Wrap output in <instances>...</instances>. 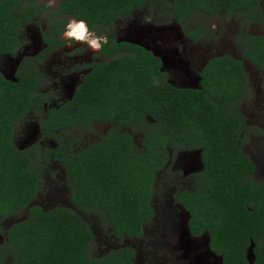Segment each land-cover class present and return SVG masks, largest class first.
Segmentation results:
<instances>
[{"label": "trees", "instance_id": "16d2710c", "mask_svg": "<svg viewBox=\"0 0 264 264\" xmlns=\"http://www.w3.org/2000/svg\"><path fill=\"white\" fill-rule=\"evenodd\" d=\"M145 1L56 0L49 25L40 32L45 49L61 42L52 31L66 23L63 15L97 29ZM169 6L176 18L224 9L264 24L257 0H172ZM44 10L39 0H0V55L19 47L22 24ZM122 47L133 54L92 63L70 98L45 111L41 107L47 93L36 90L35 69L21 60L13 79L0 73V218L26 210L5 230L0 264L5 255L16 264H132L133 251L124 245L90 256L93 235L75 210L29 203L40 179L33 165L36 150L11 143L13 124L28 112L38 113L40 132L53 137L55 130L90 119L144 124L139 149L129 134L109 129L79 150L52 152L65 162L74 208L94 210L117 236L139 235L140 223L152 215L150 196L158 189L154 171L165 163V145L200 149L202 165L191 187L174 194L187 212L189 234L206 236L221 264H264V180L249 178L252 162L239 153L238 134L245 127L239 105L246 92L240 61L225 54L211 57L199 71L198 86L176 87L164 78L158 58L141 46L106 38L98 54L110 56ZM240 47L264 72V35L244 34ZM250 242L252 258L247 259Z\"/></svg>", "mask_w": 264, "mask_h": 264}, {"label": "flooded vegetation", "instance_id": "af4514ba", "mask_svg": "<svg viewBox=\"0 0 264 264\" xmlns=\"http://www.w3.org/2000/svg\"><path fill=\"white\" fill-rule=\"evenodd\" d=\"M155 1L157 0H146L140 6L133 8L128 14H124L119 17H116L112 19L110 23L103 24L99 26L97 29H90L85 25V23H83L85 25V31L83 34H85V32L88 31L89 40L86 39L84 35L82 41L77 38H67L64 34L66 31L69 30L64 28V25L66 24L65 23L61 29H58L56 27L55 30L52 31V34L56 35L57 39L61 42L46 50L45 49L46 44L40 36V32L43 30L37 31L38 39L41 43V46L37 49H35L33 46L28 47L29 50H27V52L26 51L22 52L21 50L22 54H20V57L18 56L19 58H18V62L16 63L15 69L17 68L19 62L21 60H24V64L26 65L27 68L36 70L39 77L36 90L39 92L47 93L46 99L42 104L41 111H45V109L49 107L57 108L59 104L69 99L74 86L78 82H80L82 76L89 70L90 65L92 63L102 62L109 57L119 56L121 54H133L132 49L124 48V47L120 48L119 50L113 51L110 56L98 54V50L101 46V43L104 42L106 38H111L116 42L125 41L128 43L135 44L137 46H141L143 49L150 52L153 56H156L159 60L158 68L161 71H163L164 78L166 79L167 82H169L170 84L176 87H180V86L193 87L197 85L196 78H198L199 81V71L201 70L202 66L206 63V61L211 57L225 54L235 59H238L241 63V60L237 56L222 51L216 52V50H211L212 52L210 55L203 57L204 55L202 54L201 51L193 50L195 44L199 43L200 41H203L207 37H210L209 35L210 33L206 32V29L203 25L204 23L200 21H197L184 29H176V30L159 29V27L155 26L153 23V21H157L155 9H154ZM171 1L172 0H169L168 2L165 1V5L168 8L166 16L172 22L180 26V23L186 21L189 15L194 12L176 18L172 14L171 8L169 6V3H171ZM257 5L259 7V11L262 14H264V4L261 3V0H257ZM143 8H144V12H142L141 15L135 16L133 14L134 11H138L139 9L142 10ZM195 12L201 13L199 11H195ZM217 12H223L226 16L234 15L236 17H239L243 25H248V26L257 25L258 27L264 28V24L260 23L257 20L245 21L244 17L241 14H237L235 10H233L230 13H227L226 10L219 9L215 13H212L210 15H206L204 13L201 14L204 17L208 18L214 16ZM63 16L65 18V16L67 15H63ZM115 19L118 20L122 19L123 23L125 22V24H123V27L120 28V32H121L120 36L117 34H114L113 36L110 33V26L113 25ZM73 31L79 32V30H73ZM186 31L190 32V34L187 35ZM194 34L195 35L197 34V36H195ZM244 34L264 35L263 33L243 32L238 37L240 46H241V38ZM215 36L216 35H214V37ZM20 46L21 44L13 52L14 55L19 54ZM54 52H57L56 57L58 60H56V63L58 64V70L53 71L51 77L52 78L56 77L58 79L56 81L49 79L50 80L49 84L54 85L53 88L51 89L45 88L44 90H39L38 86L43 80L40 74V66L44 64L46 59L50 60ZM240 52L242 53L241 47H240ZM245 59L247 60V63H250V65L257 68L247 58ZM193 66L197 68L195 72L191 71L190 67ZM15 69L13 71H15ZM1 71L2 73L1 72L0 73L4 76L5 70L1 69ZM260 72L264 74V72L262 71ZM155 79L156 78L154 77V80ZM263 83H264V79L260 80L258 83L261 90H264ZM56 85H59L58 89H54L56 88L55 87ZM53 101H56V103L50 105V102ZM239 111H240V105H239ZM31 113H33V116L36 117V122L34 125L35 127L34 133L36 134H34V137L39 141L45 139L49 140L52 137V135L43 134L39 130L38 121H37L39 114L34 112ZM145 119L149 120V117L145 116ZM93 122H102L106 124L105 130L100 134L105 133L109 129L116 130L117 132H125L129 134L135 148L138 149L141 148V138L143 136L142 127L144 126L143 123L115 124L110 121L90 119L88 121L75 124L74 126H67L66 128L62 127L59 130H55V136H54L55 141L52 143L53 145L50 148L48 154L49 163H53V165L58 169V171L55 172V174L53 175V178L58 179V181L61 182L65 181L67 183V177L65 174V162L61 158H58V156L53 157L52 156L53 150L56 148L58 151L61 150V155H64L65 152L68 150L71 152L79 150L80 148H73V146L70 143V139H68L66 136L70 131H84V132L89 131V135L92 136L93 131L91 125ZM243 122H244V117H243ZM132 128H138L140 132L138 134L139 136L137 141H135L134 139L133 132L131 131ZM62 134L63 137L60 136ZM29 135H31V133H28L26 137ZM98 135H96V137L92 141L96 140ZM242 135H243V131H241L238 134L239 153L245 155L252 162V169H253V166L255 164L253 160V156H249L241 151L242 145L240 143V140ZM26 137H24L22 141L18 142L16 148H25L28 146H32V148L35 149L36 145L34 142L30 144L23 143V141H26L25 140ZM171 145L166 144L164 147L166 150L167 157L166 160L164 161L165 163L163 167L154 171L156 178L159 177L160 179H163L162 182H164V185L160 187L161 188L164 187L165 190L159 189L160 190L159 192H162L163 196L166 195L168 197V201H166L167 205L163 207L161 206L159 210V207H155V205L151 204L152 215L147 221L140 223L141 232L139 235L126 236L125 234H122L121 236H117L110 232L111 226L103 223L100 216H98L100 221L98 220L96 223L89 222V228H91L92 225H97V226L106 225V227L108 228L107 234L103 233L102 236H105L106 239H110V240L112 239L116 241V244L113 245V247L111 248H116L122 245L130 247L133 251V254L130 258L132 264H137L138 261L141 262L140 264H168V263L190 264L189 251H188L189 249L187 246H185L184 239L180 232L181 224L183 220H185V218L187 217V212L178 202L175 201L174 194H176L177 191L180 189H189L191 187V184L194 181L193 174L198 170H200L202 165L200 162V149L186 148V147L179 148V147H172ZM84 146H82L81 148H83ZM256 146H263V145L257 144ZM263 152H264V148H263ZM56 155L60 156L58 152H56ZM252 169L248 173L249 178ZM48 174L50 175V172H48ZM169 183H173V184L171 185L170 188L166 189V186ZM153 192H155V190L152 191L150 198L152 197ZM58 193L62 194L60 196H65L64 198L68 200V202H66L67 203L66 206L63 204H57V205L69 207L74 210V206L71 204L69 200L71 196L70 190L56 189L54 191V194L58 195ZM166 207L168 209L164 212ZM23 209L25 210V207L17 211L9 212L5 216L0 218V230L1 229L3 230L4 237H5L6 228L12 222L17 221L25 216L26 211L24 212V214H22ZM18 213L20 214V216L17 215ZM4 221L5 223L3 225L2 222ZM146 226L147 228L149 227L148 235L145 233L144 230ZM90 230L92 231V228ZM145 235H147V237H144ZM130 240L137 242L132 244L129 243ZM143 241L145 242L143 243ZM2 242L3 239L0 238V244ZM145 244H148V246H145ZM142 245L144 246V248H141ZM107 250H105L104 252H106ZM104 252H101L100 254ZM88 254L90 256H94L92 253H90V249L88 250ZM135 259L137 260V262Z\"/></svg>", "mask_w": 264, "mask_h": 264}, {"label": "rangeland", "instance_id": "374dc122", "mask_svg": "<svg viewBox=\"0 0 264 264\" xmlns=\"http://www.w3.org/2000/svg\"><path fill=\"white\" fill-rule=\"evenodd\" d=\"M44 3L45 10L38 15H36L32 21L29 23L22 24L21 30L18 33V38L21 41L20 51L19 54L14 55L12 54H4L0 55V72L2 73L1 69L5 70V77L13 79V70L15 69L16 63L18 62V58L22 52L29 50L28 47L33 46L35 49L41 46V43L38 39L37 31L45 30L49 25V12H52L55 7L56 0H39ZM165 1L168 2L169 0H157L154 3V9L157 21H153L154 25L159 27V29L165 30H176V29H184L192 25L193 23L200 21L204 23V27L206 32L210 33V37L205 38L203 41L195 44L193 47L194 51H201L202 54L208 56L211 54V50H216V52H225L234 56H237L242 63L243 70L246 75V92L242 96V100L240 102V112L244 117L245 127L243 130V135L241 136L240 143L242 145V152L249 156H253V160L255 162L252 172L250 174V178L253 180H264V90H261L258 83L260 80L264 79V74L261 73L257 68L247 63V60L243 57L242 53L240 52V42H239V35L243 32H254V33H263L264 28L258 27L257 25H243L239 17L236 16H226L223 12H217L212 17H204L201 13L194 12L189 15L188 19L182 23L180 26L174 22H172L169 18H167V11L168 8L165 5ZM261 3L264 4V0H261ZM144 12V8L138 11H134L133 14L135 16H139ZM65 19L66 24L64 28L73 31L76 30L75 26L81 24L80 21H75L74 19L63 16ZM154 19V18H153ZM123 20L115 19L113 25L110 26V33L114 36V34L121 35L120 28L123 27ZM153 25V26H154ZM178 27V28H177ZM86 39L89 40V33L88 31L83 34ZM214 35H216L214 37ZM22 50V52H21ZM57 52L52 54L50 60L46 59L44 64L40 66V74L42 77V81L38 86L39 90H44L45 88H53L54 85H50V80H57L56 77H51L53 71L58 70V64L56 63ZM19 56V57H18ZM59 56V54H58ZM202 57V58H203ZM6 64V65H5ZM192 72L196 71V67H190ZM50 79V80H49ZM58 89L59 85L55 86ZM56 103V101L50 102V105ZM35 122L36 117L33 116V113H26L24 116L16 120L13 124V131L11 135V143L16 147L18 142L22 141L24 137L28 133L31 135L26 137V141H23L24 144L35 143L36 147V156L33 160V165L39 171V185L37 192L35 193L34 197L30 200L29 203L38 204L41 208L45 209L57 204L67 205L65 196H60L62 194L55 195L54 191L56 189L59 190H68L69 185L64 181H58V179L53 178L55 172L58 169L53 165V163H49L48 161V154L50 148L52 147V143L55 141V137H51L49 140L45 139L42 141L37 140L34 137L35 132ZM93 135H89L88 132L84 131H70L66 136L70 139V143L73 148H81L82 146L86 145L90 141H92L96 135L103 132L106 128V124L102 122H93L91 125ZM249 128V129H248ZM131 131L133 132V136L135 141L138 140V134L140 133L138 128H132ZM33 132V133H32ZM63 137V134L60 135ZM263 145V146H256V145ZM261 147V148H259ZM50 172V175L48 174ZM49 175V177H48ZM159 179V180H158ZM163 179L157 177L155 179V186L158 188L153 192L152 197L150 198V202L155 207L166 206L168 201V197L166 195H162V192H159V189H164V187H160L164 185L162 182ZM173 183H169L166 186L170 188ZM62 188V189H61ZM165 190V189H164ZM65 194V193H63ZM155 200V201H154ZM168 208L164 210V212ZM77 214L88 224L89 222L96 223L99 220V215L95 213L94 210H80L74 208ZM26 210H22V214H24ZM171 211V209H170ZM21 214V215H22ZM20 216V214H17ZM100 221V220H99ZM5 221L2 222L4 225ZM91 225V224H90ZM148 226V225H147ZM147 226L144 228L145 233L148 235ZM92 240L89 243L90 253L94 256L104 252L105 250L113 247L116 244V241L106 239L105 236H102L103 233L107 234V227L106 225H92ZM90 228V229H91ZM145 235L144 237H147ZM203 236V235H202ZM0 238L4 241V234L3 230H0ZM203 239H199L194 241V243H202ZM137 241H131L129 243H136ZM145 241H143L144 243ZM147 243V241H146ZM193 249L189 250V255L199 254L201 253V248L198 244ZM148 246V244H145ZM141 248H144L142 245ZM136 260V259H135ZM209 264H215L213 262L212 257L205 259ZM154 261V260H153ZM4 264H16L13 263L11 258L8 255L4 256ZM137 262V260H136ZM155 262V261H154ZM141 262H137L140 264ZM169 264V263H168Z\"/></svg>", "mask_w": 264, "mask_h": 264}, {"label": "water", "instance_id": "95a60500", "mask_svg": "<svg viewBox=\"0 0 264 264\" xmlns=\"http://www.w3.org/2000/svg\"><path fill=\"white\" fill-rule=\"evenodd\" d=\"M196 81L198 83V78H196ZM196 86H198V85H195L193 87H196ZM180 87H183V86H180ZM186 219H187V217L185 218V220H183V222L181 224V228H180V232H181V235L184 239L185 246H187L188 249L191 250V248L193 249L194 247L197 246L196 244H198L202 250L201 253H199V254H193L191 256L189 255L190 264H209L205 260L206 258H209V257H212L213 262L215 264H221V256L218 254H215L213 251H211L208 248V246H207L208 238L206 236L205 237H204V235L203 236L202 235L201 236H191L189 234L188 229H187V225H186ZM201 238L203 239L202 243H194V241L199 240ZM251 246H252V243L250 242V244L246 248L245 257L247 259L252 258Z\"/></svg>", "mask_w": 264, "mask_h": 264}, {"label": "clouds", "instance_id": "9594fccd", "mask_svg": "<svg viewBox=\"0 0 264 264\" xmlns=\"http://www.w3.org/2000/svg\"><path fill=\"white\" fill-rule=\"evenodd\" d=\"M78 21H80V20H78ZM80 22H82V23L79 24V26H78L79 32H77V31H66L64 35L67 38H77V39L82 41L83 40V33L85 31V25L83 24V21H80Z\"/></svg>", "mask_w": 264, "mask_h": 264}, {"label": "bare ground", "instance_id": "6f19581e", "mask_svg": "<svg viewBox=\"0 0 264 264\" xmlns=\"http://www.w3.org/2000/svg\"><path fill=\"white\" fill-rule=\"evenodd\" d=\"M78 26H79V25L75 26V29H76V30H79Z\"/></svg>", "mask_w": 264, "mask_h": 264}]
</instances>
